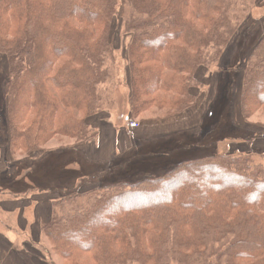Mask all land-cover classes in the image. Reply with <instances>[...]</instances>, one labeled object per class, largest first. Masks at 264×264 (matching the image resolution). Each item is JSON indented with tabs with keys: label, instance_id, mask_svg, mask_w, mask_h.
<instances>
[{
	"label": "trees",
	"instance_id": "16d2710c",
	"mask_svg": "<svg viewBox=\"0 0 264 264\" xmlns=\"http://www.w3.org/2000/svg\"><path fill=\"white\" fill-rule=\"evenodd\" d=\"M253 2L0 0L12 157L45 165L63 152L34 156L51 141L94 138L88 120L105 112L116 79V19L131 36V118H166L196 104L199 70L222 62ZM240 63L242 113L264 116V33ZM252 157L187 159L137 181L91 174L94 189L53 201L48 253L67 264H264V163Z\"/></svg>",
	"mask_w": 264,
	"mask_h": 264
},
{
	"label": "rangeland",
	"instance_id": "374dc122",
	"mask_svg": "<svg viewBox=\"0 0 264 264\" xmlns=\"http://www.w3.org/2000/svg\"><path fill=\"white\" fill-rule=\"evenodd\" d=\"M245 21H242L240 31L226 49V56L222 62L211 68H202L197 74L198 87L191 89V94L197 97L196 104L181 114L162 118V114L152 112L146 119L133 120L130 110V74L128 63V48L131 36L126 34L122 20L116 19L112 28V42L116 48V62L114 73L116 76L111 86L112 95L105 112L108 113L114 128H119L126 121L125 113L130 115L132 122L138 129L148 124L165 125L164 131H172L166 138L149 141L143 146L144 154L140 152L142 144L130 153L128 157L120 156L115 168L88 167L83 151L74 148H84L88 143L99 137L95 123H103L102 115L91 118L89 127L94 138L83 144L66 138L51 141L43 151L36 152L35 157L42 158L46 152L61 149L63 152L55 154L51 162L25 165L21 160H15L11 155V131L8 120L7 84L8 62L5 56L0 57V157L2 150L6 152L4 170L0 172V182L5 189L10 188V198L17 202H30L33 197L49 194L57 199L67 195L70 190L80 188L87 192L95 188L91 185L101 177L103 182L116 183L122 176L133 174L137 181L145 177H156L173 169L187 159L202 158L218 153L252 154L256 163H264V116H255L246 120L241 109V74L240 62L244 61L253 47L259 42L264 33V0H254L246 8ZM224 61V62H223ZM240 63V64H239ZM224 68V69H222ZM210 77L207 83L202 78V72ZM223 70V71H221ZM7 73L6 79L2 81ZM162 116V117H161ZM89 121V120H88ZM258 123V124H256ZM125 127V126H124ZM131 127V123H130ZM133 128V127H131ZM67 150V151H66ZM76 151V152H75ZM149 154L150 158H145ZM2 159V158H0ZM9 162V163H8ZM34 164V165H33ZM93 168L91 172L88 169ZM149 169L151 173L142 172ZM85 172V173H84ZM91 174L96 177L91 178ZM99 180V179H98ZM100 180V181H102ZM95 185V184H94ZM89 188V189H85ZM1 190V189H0ZM16 195L14 194L15 192ZM1 194V193H0ZM0 203L6 198H0ZM25 203V204H26ZM27 205V204H26ZM3 213L0 212V217ZM42 249L48 256L50 249L46 237L43 235ZM42 252V250L40 249ZM42 252V254H44ZM57 264H67L57 256L52 255ZM33 259V258H31ZM30 258L28 257V264Z\"/></svg>",
	"mask_w": 264,
	"mask_h": 264
},
{
	"label": "crops",
	"instance_id": "0c3cea01",
	"mask_svg": "<svg viewBox=\"0 0 264 264\" xmlns=\"http://www.w3.org/2000/svg\"><path fill=\"white\" fill-rule=\"evenodd\" d=\"M206 71L208 72V70ZM201 72L202 78L207 83L210 77L207 72L201 70L200 74ZM100 115H102L100 121L103 123H95V127H93L91 126L92 121H88L89 127L98 130V139L88 143L82 149H80L81 147L74 148L78 152L83 151L88 167L113 169L116 162L120 160V156L128 157L139 145V142L142 144L140 152L144 154L143 146L146 143L166 138L173 133L164 131V126L169 124H148L143 128L142 126L138 129L131 128L132 120L126 113L125 120L127 119V122L124 121L119 128H114L115 123L112 124L107 112ZM0 158H2L0 159L1 172L4 170V162L7 158L6 152L3 150ZM145 158H150L149 154H145ZM92 186L96 187L94 184ZM0 189V198H6V201L0 203V212L3 213L0 217V264H28V257L30 258L29 264H57L52 256L44 253L41 247L42 240H44L42 228L51 219L52 203L57 199V196L42 194L34 196L28 203L22 202L21 204L15 197L10 198L11 189H5L1 182Z\"/></svg>",
	"mask_w": 264,
	"mask_h": 264
},
{
	"label": "built area",
	"instance_id": "2783aa9c",
	"mask_svg": "<svg viewBox=\"0 0 264 264\" xmlns=\"http://www.w3.org/2000/svg\"><path fill=\"white\" fill-rule=\"evenodd\" d=\"M131 127H133V128H134V127H137V124H136L135 122H132V121H131Z\"/></svg>",
	"mask_w": 264,
	"mask_h": 264
}]
</instances>
